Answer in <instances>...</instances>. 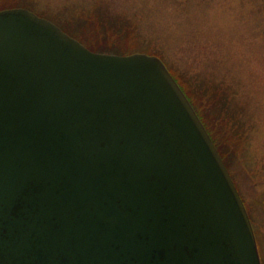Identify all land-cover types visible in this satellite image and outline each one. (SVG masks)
Instances as JSON below:
<instances>
[{"label": "water", "instance_id": "water-1", "mask_svg": "<svg viewBox=\"0 0 264 264\" xmlns=\"http://www.w3.org/2000/svg\"><path fill=\"white\" fill-rule=\"evenodd\" d=\"M0 264H261L241 197L155 55L0 10Z\"/></svg>", "mask_w": 264, "mask_h": 264}, {"label": "rangeland", "instance_id": "rangeland-1", "mask_svg": "<svg viewBox=\"0 0 264 264\" xmlns=\"http://www.w3.org/2000/svg\"><path fill=\"white\" fill-rule=\"evenodd\" d=\"M13 3L70 29L87 18L86 41L155 53L190 88L264 264V0H0Z\"/></svg>", "mask_w": 264, "mask_h": 264}, {"label": "trees", "instance_id": "trees-1", "mask_svg": "<svg viewBox=\"0 0 264 264\" xmlns=\"http://www.w3.org/2000/svg\"><path fill=\"white\" fill-rule=\"evenodd\" d=\"M24 7V5H14L11 4V5H3V6H0V10L1 9H5V8H12V7ZM39 16H42L41 14H38ZM87 18L83 19V20H74V25L72 27V29H70L68 26L66 25H59V27L65 31L66 33H68L70 36L74 37L75 39H77L79 42L85 44V46L87 48H89L91 51H94V52H100V53H109V54H118V55H126V54H130V49H126L128 50L127 52L124 51L126 47H123L122 45H112V43H107L106 40L103 41L102 43H95V42H89V41H86L85 39L87 38V35L85 33V25H87V23L89 22L90 24V29H92V24L90 23V21H88L86 24ZM77 21V22H76ZM79 34H77V31ZM88 30V29H87ZM89 31V30H88ZM76 33V34H75ZM79 35V36H78ZM90 39V37H89ZM89 42V43H88ZM148 54H154L156 55L155 53H151V52H148ZM158 56V55H157ZM170 71V70H169ZM170 73L172 74V76L175 78V80L178 82L179 86L181 87V89L183 90V92L185 93L186 97L188 98L189 102L192 104V106L194 107L197 115L199 116L201 122L203 123V125L205 126L207 132L211 135V128L213 126H211V123L208 122V119H211V116L210 114H205L204 111L199 110V108L197 107L196 105V102H195V96L194 94H192V91L190 90V88L188 87V90L185 89V86L181 85L179 83V81L177 80V78L173 75V73L170 71ZM212 120V119H211ZM212 137V135H211ZM213 138V137H212ZM214 140V139H212ZM216 147H217V150L218 152L220 153V155L222 156L223 160L225 161L226 158H227V155L222 152V149L217 145V143H215Z\"/></svg>", "mask_w": 264, "mask_h": 264}, {"label": "flooded vegetation", "instance_id": "flooded-vegetation-1", "mask_svg": "<svg viewBox=\"0 0 264 264\" xmlns=\"http://www.w3.org/2000/svg\"><path fill=\"white\" fill-rule=\"evenodd\" d=\"M253 231H254V229H253ZM256 243H257V248H258V252H259V245H258V241L257 240H256ZM260 260H261V264H263V259L261 257H260Z\"/></svg>", "mask_w": 264, "mask_h": 264}]
</instances>
